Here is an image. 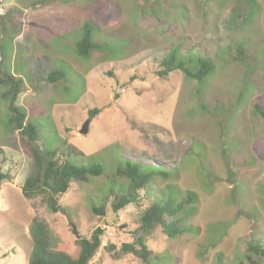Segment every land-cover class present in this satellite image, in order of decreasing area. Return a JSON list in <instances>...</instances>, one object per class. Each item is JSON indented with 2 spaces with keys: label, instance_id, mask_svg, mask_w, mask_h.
Returning <instances> with one entry per match:
<instances>
[{
  "label": "rangeland",
  "instance_id": "obj_1",
  "mask_svg": "<svg viewBox=\"0 0 264 264\" xmlns=\"http://www.w3.org/2000/svg\"><path fill=\"white\" fill-rule=\"evenodd\" d=\"M86 25L103 51L81 58L75 47ZM177 48L185 62L209 60L213 73L202 83L180 72L159 77ZM57 69L66 79L51 84ZM5 74L22 80L17 106L40 141L10 132L0 98V264H28L35 221L47 225L52 250L72 258L73 226L84 238L103 228L90 264H239L249 241L264 240V119L255 110H264V0H0V81ZM6 90L0 84V95ZM93 108L103 111L81 135ZM68 145L82 154L68 161L103 174L72 184L53 214L22 186L34 152L45 164ZM129 160L153 175L144 208L181 203L188 192L199 198L184 207L182 235L158 228L147 239V263L121 250L135 241L142 210L92 212L120 193L126 181L117 170Z\"/></svg>",
  "mask_w": 264,
  "mask_h": 264
},
{
  "label": "trees",
  "instance_id": "obj_2",
  "mask_svg": "<svg viewBox=\"0 0 264 264\" xmlns=\"http://www.w3.org/2000/svg\"><path fill=\"white\" fill-rule=\"evenodd\" d=\"M94 30L95 28L90 25L84 27L82 39L75 47L79 57L88 58L92 52L103 51V46L93 41ZM178 51H180V48H177L160 62L157 73L159 77L165 78L169 74L180 72L189 80L202 83L213 73V64L209 60L189 58V61L185 62L179 59ZM194 63H196V66L194 65L196 69L189 67L190 64ZM5 76L0 81V84L6 85L8 90L2 93L0 98L9 103L10 118L8 124L10 132L14 133L17 131L30 144H35L40 141L36 122L34 120L31 121L27 114L17 106L22 89V80L10 74H5ZM65 79L64 71L59 69L54 70L47 76V81L51 84H59L64 82ZM255 110L264 119V110L259 104H256ZM102 111L99 108L88 109V119H95ZM190 150L191 148L189 152ZM72 155L82 156L75 147L68 145L65 152H60L59 150L48 152L49 159L43 164L40 155L34 152L35 170L22 186L23 196L28 200L41 197L53 214L61 212L60 198L70 190L72 184L83 185L103 174V169L100 165L86 167L72 164L66 159L67 156ZM143 167L145 166L135 163L133 160L126 161L125 165L117 170V174L126 181V184L124 186H122L123 183L120 185V193L110 192L109 195L105 196L102 199L103 204L99 207H93L92 212L94 215L104 218L108 214L109 205L115 214L124 211L129 206L142 210L139 217V226L134 231L135 241L123 244L121 250L125 254L136 256L143 263H147L151 257L147 239L158 228H161L163 233L170 239L182 235L183 230L180 226L185 218L184 207L191 205L193 202L198 203L199 198L196 193L188 192L181 203L174 202L172 199L160 200V203H154L144 208L142 193L146 192V188L151 184L153 175L144 173ZM6 178L0 172V182ZM180 215L182 216L180 217ZM34 226L33 248L28 264H90L95 254L102 247V237L105 234L104 229L98 227L90 238L80 237L77 240L79 255L77 258H72L64 252L52 250L48 228L45 223L35 221ZM263 258L264 240H251L247 243L246 254L239 264H245L243 260L247 264H261ZM219 264H222L220 260Z\"/></svg>",
  "mask_w": 264,
  "mask_h": 264
},
{
  "label": "water",
  "instance_id": "obj_3",
  "mask_svg": "<svg viewBox=\"0 0 264 264\" xmlns=\"http://www.w3.org/2000/svg\"><path fill=\"white\" fill-rule=\"evenodd\" d=\"M90 122H91V120H87V121L83 124V126H82V128H81V130H80V134H81V135H87V134L89 133V125H90ZM73 233H74V235L76 236L77 239H80V235H79V233L77 232L76 227H74V226H73Z\"/></svg>",
  "mask_w": 264,
  "mask_h": 264
}]
</instances>
